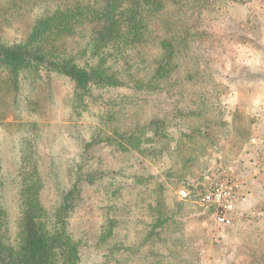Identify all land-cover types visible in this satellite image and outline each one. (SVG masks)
Masks as SVG:
<instances>
[{
    "label": "rangeland",
    "instance_id": "rangeland-1",
    "mask_svg": "<svg viewBox=\"0 0 264 264\" xmlns=\"http://www.w3.org/2000/svg\"><path fill=\"white\" fill-rule=\"evenodd\" d=\"M90 1L0 0V39L24 41L47 11ZM181 15L188 51L157 84L149 80L160 50L146 44L113 61L124 84L83 100L71 81L43 71L20 74L13 89L0 67V216L10 237L25 159L51 219L79 167L93 177L66 212L74 264H264V0H208L168 16ZM90 28L61 44L84 47ZM218 163L242 174L251 194L248 217L228 228L196 200Z\"/></svg>",
    "mask_w": 264,
    "mask_h": 264
},
{
    "label": "trees",
    "instance_id": "trees-1",
    "mask_svg": "<svg viewBox=\"0 0 264 264\" xmlns=\"http://www.w3.org/2000/svg\"><path fill=\"white\" fill-rule=\"evenodd\" d=\"M207 1L93 0L57 6L36 21L24 41L6 43L0 39V67L13 89L18 87L20 74L43 71L71 81L75 95L83 100L94 87L124 84L119 72L112 69L113 61L146 44L160 50L154 54L149 80L157 84L179 66L174 58L184 57L188 51L190 35L184 15L172 21L169 13L174 7L185 5L194 9ZM88 26L91 28L84 47L73 52L61 44L66 37L83 34ZM90 144H85L84 151ZM24 162L25 159L16 179L23 200L14 239L8 235V221L0 216V264H74L79 259V243L66 228V212L76 203L74 198L80 193L81 183H90L93 177L79 167L75 183L63 195L52 220L38 197V172L35 168L24 169Z\"/></svg>",
    "mask_w": 264,
    "mask_h": 264
},
{
    "label": "built area",
    "instance_id": "built-area-1",
    "mask_svg": "<svg viewBox=\"0 0 264 264\" xmlns=\"http://www.w3.org/2000/svg\"><path fill=\"white\" fill-rule=\"evenodd\" d=\"M261 169L264 171V155ZM178 194L181 198H189L185 189H179ZM250 196V189L243 175L232 173L223 163H218L214 170L205 176L202 190L196 200L210 210L217 227L228 228L248 217L246 206Z\"/></svg>",
    "mask_w": 264,
    "mask_h": 264
},
{
    "label": "crops",
    "instance_id": "crops-1",
    "mask_svg": "<svg viewBox=\"0 0 264 264\" xmlns=\"http://www.w3.org/2000/svg\"><path fill=\"white\" fill-rule=\"evenodd\" d=\"M252 200V199H251Z\"/></svg>",
    "mask_w": 264,
    "mask_h": 264
}]
</instances>
